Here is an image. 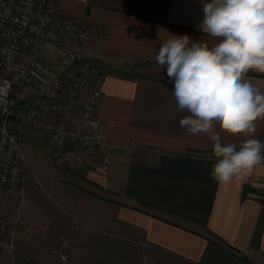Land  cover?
Segmentation results:
<instances>
[{
    "label": "crops",
    "instance_id": "1",
    "mask_svg": "<svg viewBox=\"0 0 264 264\" xmlns=\"http://www.w3.org/2000/svg\"><path fill=\"white\" fill-rule=\"evenodd\" d=\"M210 2L58 0L63 13L108 27L81 50L96 61L91 82H100L109 136L95 150L70 145L80 168L41 169L51 200L35 199L66 209L68 264H264V164L227 185L211 179L212 144L180 126L189 113L177 110L174 81L155 61L170 36L219 42L200 27ZM246 78L264 93V74ZM214 128L223 143L246 139ZM250 138L264 142V119Z\"/></svg>",
    "mask_w": 264,
    "mask_h": 264
},
{
    "label": "built area",
    "instance_id": "2",
    "mask_svg": "<svg viewBox=\"0 0 264 264\" xmlns=\"http://www.w3.org/2000/svg\"><path fill=\"white\" fill-rule=\"evenodd\" d=\"M107 32L105 25L63 13L58 0H0V191L22 178V127L43 132L52 156L74 168L83 158L70 145H104L110 130L98 115L100 82H91L96 61L81 47ZM109 162L106 154L102 168ZM13 222L0 209V249L15 247ZM59 256L66 260L64 252Z\"/></svg>",
    "mask_w": 264,
    "mask_h": 264
},
{
    "label": "clouds",
    "instance_id": "3",
    "mask_svg": "<svg viewBox=\"0 0 264 264\" xmlns=\"http://www.w3.org/2000/svg\"><path fill=\"white\" fill-rule=\"evenodd\" d=\"M203 12L201 29L219 42L210 47L206 40L170 36L155 61L174 81L177 110L189 113L180 126L207 134L215 158L210 177L227 185L264 164V142L250 138L264 119V93L246 78L249 71L264 74V0H211ZM215 125L246 139L239 146L223 143Z\"/></svg>",
    "mask_w": 264,
    "mask_h": 264
},
{
    "label": "rangeland",
    "instance_id": "4",
    "mask_svg": "<svg viewBox=\"0 0 264 264\" xmlns=\"http://www.w3.org/2000/svg\"><path fill=\"white\" fill-rule=\"evenodd\" d=\"M20 135L27 153L22 178L11 191H0V209L14 221L17 237L11 251L0 249V264H68L67 255L66 260L59 256L66 254L61 235H67L59 214L66 215V209L35 206L36 198L51 200L50 184L41 169L60 172L64 165L52 156L43 132L22 127Z\"/></svg>",
    "mask_w": 264,
    "mask_h": 264
}]
</instances>
